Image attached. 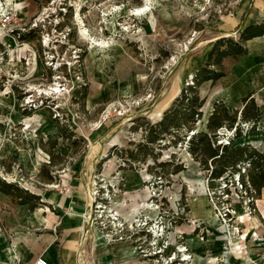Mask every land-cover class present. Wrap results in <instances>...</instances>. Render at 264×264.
I'll list each match as a JSON object with an SVG mask.
<instances>
[{
    "label": "rangeland",
    "instance_id": "obj_1",
    "mask_svg": "<svg viewBox=\"0 0 264 264\" xmlns=\"http://www.w3.org/2000/svg\"><path fill=\"white\" fill-rule=\"evenodd\" d=\"M262 22L264 0H0V264H264V189L247 166L243 182L211 180L174 144L193 132L145 141L214 42ZM244 46L199 87L195 132L217 104L237 120L215 144L264 153V36Z\"/></svg>",
    "mask_w": 264,
    "mask_h": 264
},
{
    "label": "trees",
    "instance_id": "obj_2",
    "mask_svg": "<svg viewBox=\"0 0 264 264\" xmlns=\"http://www.w3.org/2000/svg\"><path fill=\"white\" fill-rule=\"evenodd\" d=\"M263 35L264 22L246 26L239 33L238 41L224 37L217 39L207 54L204 66L194 75L192 84L181 90L179 96L174 100L172 108L164 114L161 121L152 127L154 131L152 132L150 129L147 132L146 143L160 144L158 142L163 141L165 135L193 132L190 137H176L174 144H185L188 153L195 161L205 170L211 169L209 171L211 180L219 179L228 171H233L231 175L236 173L243 182L244 175H241L240 171L241 167L247 166V170L250 172V181L248 179L247 182L257 193L264 189V153L248 146H232L231 142H228L227 145L221 143L216 145V137H211L216 130L222 127L232 130L236 124L237 112L229 113L227 109L223 108L219 113L218 105L215 104L214 111L206 124L207 132H195V123L201 117L199 109L203 105V99H200L198 93L199 87L203 83H214L223 78L225 76L223 61L226 58L237 59L246 55L245 43ZM251 100L243 99L244 107L240 111V121L255 126L261 118V113L253 103L249 104L252 102ZM237 126L234 128L235 132ZM236 135L238 136L237 133H235ZM144 148L149 149V146L144 145ZM182 170V165L178 164L174 172L179 173ZM6 188H9V184L0 185V192L9 195Z\"/></svg>",
    "mask_w": 264,
    "mask_h": 264
},
{
    "label": "crops",
    "instance_id": "obj_3",
    "mask_svg": "<svg viewBox=\"0 0 264 264\" xmlns=\"http://www.w3.org/2000/svg\"><path fill=\"white\" fill-rule=\"evenodd\" d=\"M264 36V35H263ZM255 39H258V38H255ZM254 40V39H253ZM252 41V40H251ZM263 124H261L260 126H262ZM74 199V198H73ZM66 202V204H67V206H69L70 207V205L72 204L73 205V207L75 208H72L74 211H76V210H79V209H77V208H81L82 206H83V204H80V202H79V199H75V201L74 200H71V201H69V200H66L65 201ZM75 213H78L77 211L75 212ZM77 216V215H76ZM75 217H71V218H65L64 219V223H65V226L67 227V228H73V227H78L77 225H76V223H77V219H74ZM79 219V218H78ZM79 221V226H80V220H78ZM74 223V224H73ZM76 225V226H75ZM98 252V255H99V253H100V250H97ZM102 253V252H101ZM129 253H127L126 251H124L123 252V257L122 258H124V259H126L127 258V255H128ZM44 257V256H43ZM45 258V257H44ZM51 258H50V256L48 255L44 260H46V262H47V264H55L54 262H51V260H50ZM36 261V260H35ZM35 261H34V263H35ZM34 263H32V264H34ZM56 264H59V262H58V260H57V262H56Z\"/></svg>",
    "mask_w": 264,
    "mask_h": 264
},
{
    "label": "bare ground",
    "instance_id": "obj_4",
    "mask_svg": "<svg viewBox=\"0 0 264 264\" xmlns=\"http://www.w3.org/2000/svg\"><path fill=\"white\" fill-rule=\"evenodd\" d=\"M205 122H206V120H205ZM223 130L224 129H221V131H223ZM91 201H92V197L90 196L89 206L91 204ZM75 215H77V214H75ZM90 216H91V214L89 212H87L84 215H77V217L80 218V220H81L80 221L81 222V226H82L81 228H83L85 225H86V227H90V225H91ZM84 237H85V232H83V238ZM106 249H107V247L105 245L101 246V244L94 243L93 252H96L97 250H100L101 252H106ZM184 261H186V259ZM213 261L215 262V258H214Z\"/></svg>",
    "mask_w": 264,
    "mask_h": 264
},
{
    "label": "built area",
    "instance_id": "obj_5",
    "mask_svg": "<svg viewBox=\"0 0 264 264\" xmlns=\"http://www.w3.org/2000/svg\"><path fill=\"white\" fill-rule=\"evenodd\" d=\"M240 183V182H239ZM211 198V197H210ZM34 264H47L46 260H44L43 258H38L36 259Z\"/></svg>",
    "mask_w": 264,
    "mask_h": 264
},
{
    "label": "water",
    "instance_id": "obj_6",
    "mask_svg": "<svg viewBox=\"0 0 264 264\" xmlns=\"http://www.w3.org/2000/svg\"><path fill=\"white\" fill-rule=\"evenodd\" d=\"M199 132V130H196V133Z\"/></svg>",
    "mask_w": 264,
    "mask_h": 264
}]
</instances>
